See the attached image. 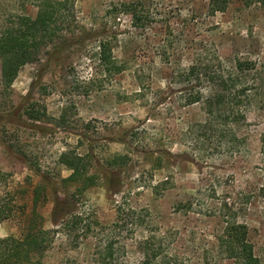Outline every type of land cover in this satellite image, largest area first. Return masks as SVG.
<instances>
[{
    "label": "rangeland",
    "instance_id": "374dc122",
    "mask_svg": "<svg viewBox=\"0 0 264 264\" xmlns=\"http://www.w3.org/2000/svg\"><path fill=\"white\" fill-rule=\"evenodd\" d=\"M40 1L0 0V36ZM210 7L69 0L66 42L0 81V200L29 214L38 187L55 230L40 264H233L217 243L226 224L246 226L264 264V4ZM100 42L113 62L99 64ZM64 154L85 158L93 187L62 183ZM56 197L70 204L57 227ZM8 236L20 237L16 221L0 224Z\"/></svg>",
    "mask_w": 264,
    "mask_h": 264
},
{
    "label": "trees",
    "instance_id": "16d2710c",
    "mask_svg": "<svg viewBox=\"0 0 264 264\" xmlns=\"http://www.w3.org/2000/svg\"><path fill=\"white\" fill-rule=\"evenodd\" d=\"M231 0H210L211 15L224 13ZM264 4V0H256ZM69 0H43L40 1L37 14L34 18L19 17L14 27L6 30L0 36V81L3 88H9L19 71L28 64L38 60L42 49L54 47L56 49L66 40L60 41L57 24L61 17V11ZM127 7V6H126ZM126 14L135 20V6L128 5ZM98 52L95 55L101 65L113 62V48L107 42H100ZM194 67L188 71L192 73ZM199 98H192L188 105L199 103ZM33 109H25L24 115L29 120H36ZM5 119H10L5 117ZM6 122H9L7 120ZM59 163L71 171V175L62 180V183L79 185V193H83L93 187V175L85 166V158L64 154ZM38 187L34 190L33 207L29 214L24 209L12 211L8 205L0 200V224L7 221H16L20 226V237L8 236L0 240V264H40V260L50 247V235L55 230H47L44 227L43 218L38 214L37 200ZM70 204L67 200L55 198L51 213V223L57 227L63 218L70 215ZM217 243L226 249L225 259L233 264H260L254 256L253 246L248 240V231L245 225L226 224L223 234L217 238Z\"/></svg>",
    "mask_w": 264,
    "mask_h": 264
}]
</instances>
